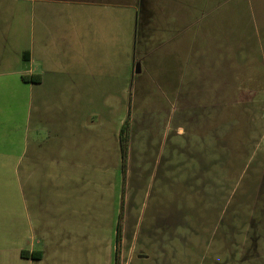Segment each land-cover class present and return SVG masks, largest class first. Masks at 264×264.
<instances>
[{"label":"rangeland","instance_id":"374dc122","mask_svg":"<svg viewBox=\"0 0 264 264\" xmlns=\"http://www.w3.org/2000/svg\"><path fill=\"white\" fill-rule=\"evenodd\" d=\"M223 2L218 96L135 97L129 83L121 100L113 86L110 101L80 102L96 131L65 181L78 222L64 264H264V0Z\"/></svg>","mask_w":264,"mask_h":264},{"label":"crops","instance_id":"0c3cea01","mask_svg":"<svg viewBox=\"0 0 264 264\" xmlns=\"http://www.w3.org/2000/svg\"><path fill=\"white\" fill-rule=\"evenodd\" d=\"M223 5L0 0V264H64L72 255L78 190L65 191V181L78 179L81 137L96 131L80 126L81 101H110L113 86L121 100L129 83L135 97L152 85L168 100H186L194 87L207 97L212 85L218 96Z\"/></svg>","mask_w":264,"mask_h":264},{"label":"trees","instance_id":"16d2710c","mask_svg":"<svg viewBox=\"0 0 264 264\" xmlns=\"http://www.w3.org/2000/svg\"><path fill=\"white\" fill-rule=\"evenodd\" d=\"M25 79V78H23ZM36 79V78H35ZM31 81H34V78H30ZM126 126H127V122L123 123L120 131H119V135H118V139H119V146H120V151H121V158L122 160L124 159V155H125V148L123 146V142L125 139V133H126ZM30 254L28 252H22V256L24 257H28ZM33 253L31 254V256L33 257Z\"/></svg>","mask_w":264,"mask_h":264}]
</instances>
